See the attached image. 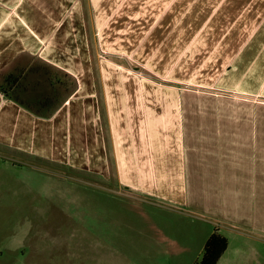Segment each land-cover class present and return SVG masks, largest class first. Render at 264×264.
Masks as SVG:
<instances>
[{
  "label": "crops",
  "instance_id": "obj_1",
  "mask_svg": "<svg viewBox=\"0 0 264 264\" xmlns=\"http://www.w3.org/2000/svg\"><path fill=\"white\" fill-rule=\"evenodd\" d=\"M0 86L10 174L111 183L185 264L216 231L217 264H264V0H0Z\"/></svg>",
  "mask_w": 264,
  "mask_h": 264
},
{
  "label": "rangeland",
  "instance_id": "obj_2",
  "mask_svg": "<svg viewBox=\"0 0 264 264\" xmlns=\"http://www.w3.org/2000/svg\"><path fill=\"white\" fill-rule=\"evenodd\" d=\"M2 161L0 264H185L195 256L160 241L155 224L170 215L125 201L107 181L68 171L57 193L43 175L26 168L13 176ZM160 245L167 252H154Z\"/></svg>",
  "mask_w": 264,
  "mask_h": 264
},
{
  "label": "trees",
  "instance_id": "obj_3",
  "mask_svg": "<svg viewBox=\"0 0 264 264\" xmlns=\"http://www.w3.org/2000/svg\"><path fill=\"white\" fill-rule=\"evenodd\" d=\"M17 81H18L17 78L13 80L9 79L6 82V84L7 86L11 85L10 87H8L9 89H11L12 85H15ZM0 88L2 87L0 86ZM14 97L17 100V97L16 96ZM226 248H227L226 238L220 235L217 231L214 232L207 240L203 252L201 254L200 260L195 264H217L220 257L225 252Z\"/></svg>",
  "mask_w": 264,
  "mask_h": 264
}]
</instances>
